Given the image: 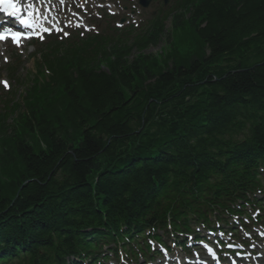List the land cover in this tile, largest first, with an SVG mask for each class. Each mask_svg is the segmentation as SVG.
<instances>
[{"label": "trees", "instance_id": "1", "mask_svg": "<svg viewBox=\"0 0 264 264\" xmlns=\"http://www.w3.org/2000/svg\"><path fill=\"white\" fill-rule=\"evenodd\" d=\"M170 10V33L158 18L133 43L93 39L47 59L27 112L0 114V264H30L53 236L46 252L84 248L93 226L133 239L171 207L169 178L200 186L223 158L242 171L230 189L264 164V0ZM161 43L162 57L147 53Z\"/></svg>", "mask_w": 264, "mask_h": 264}, {"label": "rangeland", "instance_id": "2", "mask_svg": "<svg viewBox=\"0 0 264 264\" xmlns=\"http://www.w3.org/2000/svg\"><path fill=\"white\" fill-rule=\"evenodd\" d=\"M132 3L128 4L129 7L131 6ZM119 6L122 7V4H119ZM140 19L144 20L146 18V15L142 14L139 17ZM136 23H139L137 21ZM168 28V24L166 25ZM161 46L157 48H151L147 53L151 55L155 54H160ZM32 49H29L28 47L24 50L23 47L21 49H13L12 47L0 45V80H6L8 83V86L12 87V83L9 80V77L6 75V71L11 67V68H16V66H19V72L17 73V76L21 78L22 81H25L26 78L28 77V74L32 71V60L30 59V54ZM21 54L20 59L17 60L16 56ZM163 56V54L159 55ZM4 61L9 62L7 65H5ZM13 90V89H12ZM16 91V92H15ZM15 92V101H19L21 93H22V87L15 86L14 88ZM264 204V202H263Z\"/></svg>", "mask_w": 264, "mask_h": 264}, {"label": "snow or ice", "instance_id": "3", "mask_svg": "<svg viewBox=\"0 0 264 264\" xmlns=\"http://www.w3.org/2000/svg\"><path fill=\"white\" fill-rule=\"evenodd\" d=\"M31 8H32L31 4L24 5L21 3V0H0V11H3L4 13H6V15L10 17L17 18L19 21V25H21L23 28L33 27V23L29 19L32 15L31 11H29ZM24 13H27V15H25ZM44 31L48 32L50 30L44 29ZM8 35H11L12 40L15 41L17 44H19L21 37L26 36L28 34H25L21 31H12L11 29H5L4 32H0V40L7 39ZM30 35H39V34L32 33ZM30 35H28V38H30ZM65 35H67V33H65ZM40 38L43 39V36H40ZM3 83L5 88H7L8 87L7 82L4 81ZM208 251L211 253L212 249L209 248Z\"/></svg>", "mask_w": 264, "mask_h": 264}, {"label": "bare ground", "instance_id": "4", "mask_svg": "<svg viewBox=\"0 0 264 264\" xmlns=\"http://www.w3.org/2000/svg\"><path fill=\"white\" fill-rule=\"evenodd\" d=\"M55 5V4H54ZM52 11H54V9H51Z\"/></svg>", "mask_w": 264, "mask_h": 264}]
</instances>
